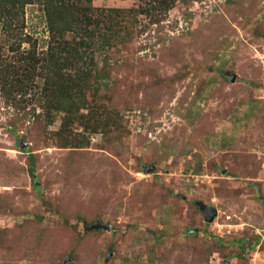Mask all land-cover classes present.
Returning a JSON list of instances; mask_svg holds the SVG:
<instances>
[{
    "label": "rangeland",
    "instance_id": "rangeland-1",
    "mask_svg": "<svg viewBox=\"0 0 264 264\" xmlns=\"http://www.w3.org/2000/svg\"><path fill=\"white\" fill-rule=\"evenodd\" d=\"M84 5L0 21V264H264V0Z\"/></svg>",
    "mask_w": 264,
    "mask_h": 264
},
{
    "label": "trees",
    "instance_id": "trees-1",
    "mask_svg": "<svg viewBox=\"0 0 264 264\" xmlns=\"http://www.w3.org/2000/svg\"><path fill=\"white\" fill-rule=\"evenodd\" d=\"M91 1L92 0H0V21H4L5 19L6 21L4 22L10 24L12 21L19 20L20 16L24 15V8L26 5L39 3L43 6V10L48 16L47 24L49 34L52 37L48 46L47 56L36 59L34 63L39 64L43 62V67L46 68V70L49 69L51 78H53L59 76V72L62 71L63 54L61 53L66 48L65 44H59L57 40L66 30L75 28L79 23L80 15L88 9L84 3L88 4L91 3ZM79 30L83 32L88 29L81 27ZM86 47H89V45L86 44ZM12 90V92H14L15 88L13 87Z\"/></svg>",
    "mask_w": 264,
    "mask_h": 264
},
{
    "label": "water",
    "instance_id": "water-1",
    "mask_svg": "<svg viewBox=\"0 0 264 264\" xmlns=\"http://www.w3.org/2000/svg\"><path fill=\"white\" fill-rule=\"evenodd\" d=\"M152 170V168H149L148 170H146V172H150ZM199 206L201 208V210H208V217L206 218L207 222H212L217 214L216 210L212 207H207L202 203H199ZM109 229V227H107Z\"/></svg>",
    "mask_w": 264,
    "mask_h": 264
}]
</instances>
